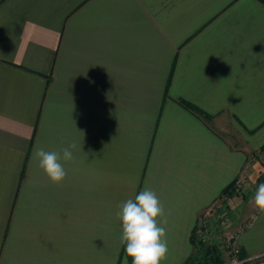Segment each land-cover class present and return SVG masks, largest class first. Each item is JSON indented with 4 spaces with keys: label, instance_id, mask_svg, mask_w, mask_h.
<instances>
[{
    "label": "crops",
    "instance_id": "obj_1",
    "mask_svg": "<svg viewBox=\"0 0 264 264\" xmlns=\"http://www.w3.org/2000/svg\"><path fill=\"white\" fill-rule=\"evenodd\" d=\"M73 142L53 185L35 151ZM262 145L259 0H0V264H131L115 213L145 187L168 218L162 264H184ZM237 200L217 232L246 222L237 244L264 264V215Z\"/></svg>",
    "mask_w": 264,
    "mask_h": 264
},
{
    "label": "clouds",
    "instance_id": "obj_2",
    "mask_svg": "<svg viewBox=\"0 0 264 264\" xmlns=\"http://www.w3.org/2000/svg\"><path fill=\"white\" fill-rule=\"evenodd\" d=\"M75 149L77 144L73 142L59 152L43 148L35 151L39 167L53 185L60 186L67 178L65 164L75 160ZM252 199L255 210L264 215V183L256 187ZM115 215L121 222L120 243L131 264H162L167 259L168 218L164 204L153 190L145 187L134 198L122 202ZM257 219L258 216L253 217L254 221ZM253 226L250 224L249 228Z\"/></svg>",
    "mask_w": 264,
    "mask_h": 264
},
{
    "label": "rangeland",
    "instance_id": "obj_3",
    "mask_svg": "<svg viewBox=\"0 0 264 264\" xmlns=\"http://www.w3.org/2000/svg\"><path fill=\"white\" fill-rule=\"evenodd\" d=\"M255 172L254 177L251 179L250 176H252V173ZM260 183H264V145H262L260 148L249 152L248 153V162L246 167L243 169L242 175L240 177V179L236 180V182L234 183V185L232 186V191H231V195L228 197H224V198H219L218 200H216L213 204L212 207H214V211H215V216L212 222H210V226L207 232H205L206 237H213L215 235H213V233H210V229H212V231L214 230V232L218 231V228L216 229V225H218L219 223H221L223 221V219L225 218V214H228L229 212L233 211V207H231L233 205V203L235 204L234 198L239 199L237 201H240V203H247V202H251L253 201V196L254 193L256 191V187L260 184ZM233 199V200H232ZM243 205V204H242ZM252 212H256L255 210V206L253 204L252 206ZM207 210V209H206ZM205 210V211H206ZM205 211L203 212V214L205 213ZM252 213V214H253ZM202 214V216H203ZM202 216L199 219L198 225L201 226V222H202ZM235 218V215H232L229 219V221L231 223H233ZM245 223H241L239 228H236L235 231L231 232V231H219L216 233V237L213 240V243L216 244V241L218 239V237L221 234H228V233H237L240 229L244 228ZM198 225H196V227H198ZM200 226L198 227L196 233L197 235L201 234V229ZM225 226V225H224ZM227 226V223H226ZM222 227V226H220ZM200 231V232H199ZM212 235V236H211ZM219 249V247H218ZM194 252L192 253V261L188 262V264H211V257L208 256V253H198L196 250H193ZM220 252V250H219ZM195 253V254H194ZM222 263L221 264H225L228 260H227V255L226 253H219ZM241 259L245 258V259H250L249 262L247 264H254L255 260H257L258 258H260L259 255H255V256H246V257H241Z\"/></svg>",
    "mask_w": 264,
    "mask_h": 264
},
{
    "label": "trees",
    "instance_id": "obj_4",
    "mask_svg": "<svg viewBox=\"0 0 264 264\" xmlns=\"http://www.w3.org/2000/svg\"><path fill=\"white\" fill-rule=\"evenodd\" d=\"M259 1L264 3V0H259ZM180 103L182 104V106H184V107L190 109L191 111L199 114L200 116L204 117L205 119H207V120L210 119L209 115L204 114L197 107L190 105L188 103H185L183 101H180ZM235 182L236 181H233L228 186H226L223 189L219 198H224L225 196L226 197L230 196L231 191H232V186L234 185ZM197 229H198V227L195 226L194 229L192 230V234H191V242L193 245V249L196 250L198 253H201V252L208 253V256L211 257V264H221L222 260H221V257L219 255L220 252L218 249V245L213 243L211 238H207L205 235V232H202L200 235H197V233H196ZM192 253L188 257V259L184 262V264H188V262L192 261V255H193ZM240 256L242 258L246 257V255L242 252L241 249H240Z\"/></svg>",
    "mask_w": 264,
    "mask_h": 264
},
{
    "label": "built area",
    "instance_id": "obj_5",
    "mask_svg": "<svg viewBox=\"0 0 264 264\" xmlns=\"http://www.w3.org/2000/svg\"><path fill=\"white\" fill-rule=\"evenodd\" d=\"M212 204L207 208V210L203 214L201 226L198 225V227L200 226L202 232L208 231L210 222H212L214 219L215 211L214 207H212ZM237 234L238 232L221 234L216 240V244L218 245L220 252L226 253L227 255L228 261L225 264H247L250 260L240 258V247L237 244Z\"/></svg>",
    "mask_w": 264,
    "mask_h": 264
}]
</instances>
